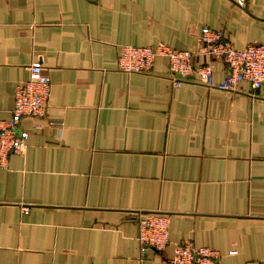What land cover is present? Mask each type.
I'll list each match as a JSON object with an SVG mask.
<instances>
[{
	"label": "crops",
	"instance_id": "0c3cea01",
	"mask_svg": "<svg viewBox=\"0 0 264 264\" xmlns=\"http://www.w3.org/2000/svg\"><path fill=\"white\" fill-rule=\"evenodd\" d=\"M204 27L264 44V0H0V118L31 63L50 79L46 113L20 121L25 146L0 165V264H170L187 242L217 264L264 260V86H174L165 57L118 66L122 46L164 43L217 84ZM144 212L169 217V242L142 257Z\"/></svg>",
	"mask_w": 264,
	"mask_h": 264
},
{
	"label": "built area",
	"instance_id": "2783aa9c",
	"mask_svg": "<svg viewBox=\"0 0 264 264\" xmlns=\"http://www.w3.org/2000/svg\"><path fill=\"white\" fill-rule=\"evenodd\" d=\"M242 3V2H240ZM199 40L204 46V56L220 58L227 71L223 79L215 84L211 63L203 62L195 66L194 56L187 50H173L167 44L157 46L121 47L118 66L126 72L148 73L157 57L168 59L170 79L174 86H180L191 79L207 87L234 91L238 84L246 82L254 90L264 86V44L249 43L243 48H235L223 39L221 30L204 27ZM29 77L19 84L15 91L14 105L9 119L0 118V165L6 166L12 154L19 153L25 146L29 132L19 127L25 117L43 116L48 106L50 79L41 64L28 66ZM27 212V210H24ZM264 217V214H263ZM140 255L148 250H163L169 242V217L162 212H144L136 215ZM230 251L229 254H234ZM220 255L208 247H198L193 243H176L170 264H217ZM249 264H264L255 261Z\"/></svg>",
	"mask_w": 264,
	"mask_h": 264
}]
</instances>
